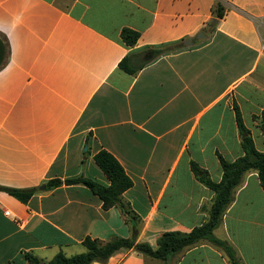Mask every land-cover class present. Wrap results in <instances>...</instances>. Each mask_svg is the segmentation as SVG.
<instances>
[{
  "label": "crops",
  "instance_id": "obj_1",
  "mask_svg": "<svg viewBox=\"0 0 264 264\" xmlns=\"http://www.w3.org/2000/svg\"><path fill=\"white\" fill-rule=\"evenodd\" d=\"M124 29L140 34L136 46L123 43ZM0 39V186L36 190L28 203L0 191V264H28L27 253L45 263L71 257L87 237H131L121 210H104L89 188L41 189L82 175L109 186L94 159L102 150L133 180L123 198L138 241L154 249L164 233L208 222L215 193L191 164L220 182V157L243 156L236 108L264 152V0H0ZM178 44L135 75L119 68ZM214 235L240 264H264L257 172L243 176ZM106 264L232 263L202 240L168 262L125 250Z\"/></svg>",
  "mask_w": 264,
  "mask_h": 264
},
{
  "label": "trees",
  "instance_id": "obj_2",
  "mask_svg": "<svg viewBox=\"0 0 264 264\" xmlns=\"http://www.w3.org/2000/svg\"><path fill=\"white\" fill-rule=\"evenodd\" d=\"M226 9L221 2H218L214 8V15L221 19L225 16ZM122 41L126 46L134 47L137 45L140 34L131 29H124L122 32ZM183 44L168 46L152 50L154 57L150 61L133 63V57H125L120 63L119 68L124 72L135 75L145 65L164 53L172 52L181 48ZM236 121L240 134L242 136L243 156L229 162L220 157L222 168V179L220 182H214L207 171L200 168L196 163H192V171L197 180L215 193L214 203L210 210L208 222L195 228L190 233L167 232L157 240V247L154 249L147 243L138 241L140 232L139 220L136 213L124 201L123 195L134 185L133 180L128 176L121 163L108 151L102 150L94 157L95 162L110 180L109 186H104L97 181L80 176L66 180L54 179L46 183L48 190L59 188L63 185H82L89 188L97 195L103 203L104 210L119 208L127 221L132 224V233L130 238L115 237L109 241H101L87 237L82 245L85 248L83 253L66 256L63 252L58 253L50 262H43L37 256L27 253L25 258L28 264H106L116 253L125 250H134L142 254L145 258L168 262L173 256L181 253L202 240L222 248L229 257L232 264H240L236 258L233 249L224 241L214 235L218 228L224 213L233 200V192L241 183L243 176L249 171L258 173L262 188L264 189V152L257 150L250 131L245 127L240 111L236 108ZM262 130L264 131V112L262 119ZM0 191L5 192L23 203H28L35 193V189L20 190L0 186Z\"/></svg>",
  "mask_w": 264,
  "mask_h": 264
},
{
  "label": "water",
  "instance_id": "obj_3",
  "mask_svg": "<svg viewBox=\"0 0 264 264\" xmlns=\"http://www.w3.org/2000/svg\"><path fill=\"white\" fill-rule=\"evenodd\" d=\"M217 21L215 20L214 23H216ZM186 45H192V42H186ZM5 55H6V48L5 45L3 43V41L0 39V66L2 65L4 59H5ZM42 190H46V186H42L41 188Z\"/></svg>",
  "mask_w": 264,
  "mask_h": 264
},
{
  "label": "built area",
  "instance_id": "obj_4",
  "mask_svg": "<svg viewBox=\"0 0 264 264\" xmlns=\"http://www.w3.org/2000/svg\"><path fill=\"white\" fill-rule=\"evenodd\" d=\"M7 215H10L9 213H7Z\"/></svg>",
  "mask_w": 264,
  "mask_h": 264
}]
</instances>
